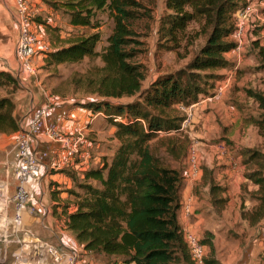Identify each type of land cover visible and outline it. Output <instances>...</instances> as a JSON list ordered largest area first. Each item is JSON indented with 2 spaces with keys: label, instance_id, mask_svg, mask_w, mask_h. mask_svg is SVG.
I'll list each match as a JSON object with an SVG mask.
<instances>
[{
  "label": "trees",
  "instance_id": "16d2710c",
  "mask_svg": "<svg viewBox=\"0 0 264 264\" xmlns=\"http://www.w3.org/2000/svg\"><path fill=\"white\" fill-rule=\"evenodd\" d=\"M248 1L167 0L174 13L162 21L161 38L174 40L175 34L185 31L195 19L202 22L206 40L187 72L163 73L144 90L148 72L137 58L141 41L133 25L140 16H151L148 7L141 0L63 1L74 25L97 28L92 17L105 8L114 20L101 52L97 50L101 39L97 30L66 40L45 56L50 65L98 56L104 63L76 80L85 91L99 96L84 106L103 111L116 125L119 140L110 163L89 167L85 179L77 181L82 193H76L77 209L68 214L67 227L85 250L122 257L120 264H196L178 219L189 138L181 132L160 134L159 130L178 131L183 116L176 104L192 103L210 90L214 84L204 89L202 72L211 74L215 82L217 71L228 65L225 53L236 46L230 39L235 30L234 14ZM22 87L14 72L0 70V91H6L0 93V133L19 129L15 92ZM138 93L134 101H115ZM258 98L264 107V97Z\"/></svg>",
  "mask_w": 264,
  "mask_h": 264
},
{
  "label": "crops",
  "instance_id": "0c3cea01",
  "mask_svg": "<svg viewBox=\"0 0 264 264\" xmlns=\"http://www.w3.org/2000/svg\"><path fill=\"white\" fill-rule=\"evenodd\" d=\"M16 1L0 0V70L11 72L20 66L15 52L18 38ZM257 3L264 6V1ZM39 4L43 5L40 0H35L33 7ZM43 26L40 24L39 50L42 52L38 56L44 57L42 62L38 61L39 65L44 64L46 52L51 50L42 39ZM258 26H249L252 39H256ZM230 39L236 46L225 53L228 65L217 71L219 77L209 92L200 94L192 103L176 104L183 120L187 110L181 105L188 111L192 110L189 123L183 129L180 126L178 131L189 138L186 162L194 149L200 167L196 179H183L178 219L184 239L185 232L191 230L204 241L208 252L207 264H264V122H261L264 107L258 98V95L264 97V88L254 89L245 84L255 75L250 77L243 73L244 76H238L240 70L248 69L247 64L251 60L242 54L245 38L241 46L234 33ZM258 47L261 59H257V66L264 70V47ZM36 56L34 60H37ZM31 86L30 83L28 89L16 95L18 123L26 121L33 107L47 99L55 100V106L33 139L43 171L29 182L23 230L31 232L32 238H38L40 244L51 243L67 254L60 263H56L54 256L40 245L31 256V264H69L73 256L76 264H94L86 260L91 252L85 250L75 233L68 229L67 219L68 214L77 209L76 193H82L77 181L85 179L84 171L89 167H102L105 161L110 163L115 155L119 146L115 134L117 127L103 111L76 104L70 98L44 89L42 93L34 92ZM243 86H247L246 92ZM244 95L259 107V116L241 115L246 105L240 103ZM51 129L56 132L55 136L49 134ZM67 136L80 139L79 151L72 158L65 155L62 147V138ZM15 138L16 131L0 133V264H10L20 248L15 241L18 235L14 224L13 196L17 186ZM106 141L116 144L112 155L103 151ZM222 143L227 145L226 152L220 151ZM254 151L259 154H254ZM189 199L193 200V208L188 215L182 204ZM230 227H234L238 234L227 233ZM12 256L13 260L7 262Z\"/></svg>",
  "mask_w": 264,
  "mask_h": 264
},
{
  "label": "rangeland",
  "instance_id": "374dc122",
  "mask_svg": "<svg viewBox=\"0 0 264 264\" xmlns=\"http://www.w3.org/2000/svg\"><path fill=\"white\" fill-rule=\"evenodd\" d=\"M42 6L32 7L31 9V19L39 26L36 28L38 33H41L42 29L40 24H43L45 32L42 34V39L48 43L51 50L56 47L62 46L66 40L72 39L81 34L90 33L99 30L101 33L100 42L97 45V50L101 52L104 47L108 44V36L112 33L114 28L113 17L110 16L108 8L99 10L96 12L95 16L92 17V21L97 24V28H92L88 26L74 25L71 23V16L69 11L66 9L63 1L66 0H40ZM144 5L148 7L147 14L151 16H140L134 23V29L138 31V39L141 41L137 44L138 54L137 58L145 64L147 67V78L143 81L142 90L148 88L151 81L157 75H161L167 72H175L179 69H186L188 71V64L197 54L201 46L205 43L206 34L202 32V25L197 20H192L187 25V28L183 32L175 34V39H164L161 38L160 27L164 20L169 19V15L173 10L169 9L166 5L167 0H141ZM264 1V0H262ZM249 1L239 9H243L248 5ZM259 8V14L262 15L261 19H255L254 12H250L247 19L245 20L244 28V38L246 40L245 48L242 54H246V58H250V64H247L248 69L241 70L238 76H244L243 73L249 75L253 78L248 79L245 84L254 89L264 88V70L257 66V59H261L259 56V47H264V6L261 5ZM238 9V10H239ZM237 10V12H238ZM234 14L235 24L240 21L237 14ZM260 25L255 29L256 39H252L249 35V31L252 25ZM251 27L249 28V26ZM49 48V49H50ZM48 49V50H49ZM49 50V51H51ZM42 51L38 49L37 51V63L35 62L36 72L31 79V88L34 92H41L42 89L49 91L50 93L61 95L63 97L70 98L76 104H84L87 101L98 98L96 94L85 91L81 88L76 80L79 75L85 73L94 65H103V61L100 56L95 59H90L88 57L84 58L79 62L74 63H61V64H48L44 61V64H38L40 60L42 62V56H38ZM249 65V66H248ZM211 74H205L202 72L200 74L202 87L207 88L210 84H214V80L210 77ZM245 92H246V87ZM25 90L22 87L18 88L15 95H20ZM43 90V91H44ZM6 91L1 90L0 93L4 94ZM209 92V91H208ZM207 90L203 93H208ZM140 93L135 96H124L122 98L116 99L117 102L128 103L136 100ZM245 98V99H244ZM43 101L42 103H44ZM244 106V112L241 114L243 116L256 115L259 116V107L251 99H248L245 95L243 100L240 101ZM235 105L240 108L236 103ZM183 122V121H182ZM181 122V123H182ZM175 130V129H174ZM179 131H175L178 133ZM183 133V132H182ZM105 143V142H104ZM116 144L112 141L105 143L104 152L107 155H112L115 151ZM118 148V147H117ZM117 150V149H116ZM167 157V156H166ZM90 166V163H88ZM88 166V167H89ZM95 183V182H94ZM233 231V232H232ZM229 234H238L234 227H230L226 231ZM21 236V232H20ZM209 240L210 237H209ZM20 247V244H19ZM11 258V259H10ZM13 260V256L9 257L7 262ZM87 261H93L94 264H120L123 261L122 257L110 256L103 253L91 252L86 259ZM86 261V263H87ZM89 263V262H88ZM3 264V263H2Z\"/></svg>",
  "mask_w": 264,
  "mask_h": 264
},
{
  "label": "built area",
  "instance_id": "2783aa9c",
  "mask_svg": "<svg viewBox=\"0 0 264 264\" xmlns=\"http://www.w3.org/2000/svg\"><path fill=\"white\" fill-rule=\"evenodd\" d=\"M258 0H250L248 5L239 9L237 14L240 21L235 24L234 35L239 40L241 46L244 37L245 20L247 19L250 12H254L255 19H261L262 15L259 14ZM35 0H17L16 11H17V23H18V38L15 44V52L20 59V66L14 72L17 76L20 84L28 89L31 83V79L36 72L35 69V56L40 46L41 37L36 30L37 25L31 19V9L34 6ZM55 100L47 99L44 103L39 106H34L32 111L28 114L26 121L21 120L19 129L16 131L15 138V156H16V180L17 186L13 196L15 213H14V224L15 233L18 235L15 240L20 244L17 254L14 260L10 264H31V256L33 257L34 251L40 245L46 249L48 254L54 256L56 263H60L61 260L67 256L66 253L61 252L57 247L51 243L41 241L38 238H32L34 235L28 230H23L24 223V210L29 200V182L39 177L43 171V165L38 158L34 146L33 139L36 133L41 128V123L45 120L49 113L54 109ZM187 110V114L183 120L180 129L185 128L192 117V110L188 111V108L181 105ZM193 107V106H192ZM120 119V118H116ZM176 130H159L160 134H173ZM51 136H55L56 132L51 129L49 130ZM80 139L78 137L67 136L62 138V147L65 155L68 158L74 157L79 151ZM220 151L226 152L227 145L222 143L219 145ZM200 174V167L198 163L197 153L194 149L191 150L190 158L186 162L184 170V179H196ZM186 214H191L193 208V200L189 199L186 203L182 204ZM21 232V236H20ZM185 239L189 247V251L192 259L196 264H207V249L206 245L202 241V238L198 233L187 230L185 232ZM33 254V255H32ZM69 264H76L75 256L69 259Z\"/></svg>",
  "mask_w": 264,
  "mask_h": 264
}]
</instances>
